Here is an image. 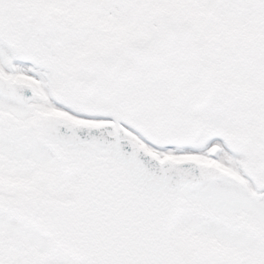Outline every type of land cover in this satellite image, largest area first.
<instances>
[{
  "label": "snow or ice",
  "instance_id": "6c2138e0",
  "mask_svg": "<svg viewBox=\"0 0 264 264\" xmlns=\"http://www.w3.org/2000/svg\"><path fill=\"white\" fill-rule=\"evenodd\" d=\"M0 264H264V0H0Z\"/></svg>",
  "mask_w": 264,
  "mask_h": 264
}]
</instances>
